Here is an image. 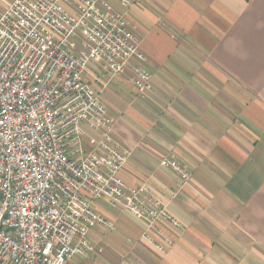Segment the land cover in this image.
Returning a JSON list of instances; mask_svg holds the SVG:
<instances>
[{"label": "crops", "instance_id": "1", "mask_svg": "<svg viewBox=\"0 0 264 264\" xmlns=\"http://www.w3.org/2000/svg\"><path fill=\"white\" fill-rule=\"evenodd\" d=\"M131 1L126 18L152 91L139 94L129 71L108 80L90 67L86 79L129 152L119 178L148 186L181 228L157 221L146 230L96 201L114 229L93 228L90 250L71 264H264V0ZM95 140L86 129L84 146Z\"/></svg>", "mask_w": 264, "mask_h": 264}, {"label": "built area", "instance_id": "2", "mask_svg": "<svg viewBox=\"0 0 264 264\" xmlns=\"http://www.w3.org/2000/svg\"><path fill=\"white\" fill-rule=\"evenodd\" d=\"M115 1L120 10L107 0H10L0 12V264H71L86 255L93 228L114 229L96 201L146 230L157 221L181 228L148 186L130 189L119 178L129 152L86 79L90 67L108 80L129 71L139 94L152 91L126 18L132 1ZM86 129L97 138L91 149ZM160 166L190 178L175 162Z\"/></svg>", "mask_w": 264, "mask_h": 264}]
</instances>
